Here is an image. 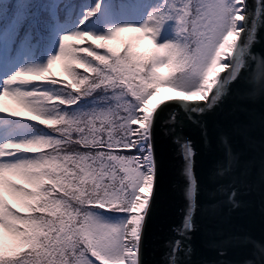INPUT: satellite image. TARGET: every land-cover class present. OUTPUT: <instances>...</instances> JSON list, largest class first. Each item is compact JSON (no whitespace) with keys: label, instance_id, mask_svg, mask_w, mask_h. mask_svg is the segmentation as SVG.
<instances>
[{"label":"snow or ice","instance_id":"obj_1","mask_svg":"<svg viewBox=\"0 0 264 264\" xmlns=\"http://www.w3.org/2000/svg\"><path fill=\"white\" fill-rule=\"evenodd\" d=\"M259 2L264 9V0ZM170 20L175 21L174 39L157 44L162 25ZM257 23L246 0H162L142 25L117 27L108 36L65 35L59 54L45 69L20 71L7 79L0 91V115L58 127L31 139L0 140V189L7 187L21 208L31 213L14 211L0 192V264H142L138 253L156 177L153 131L169 107L165 103L149 110L148 102L165 83L186 93L195 90L203 103L173 99L188 120L199 123L193 114L200 116L218 103L226 85L245 67L246 56L257 59L248 51ZM124 32L142 33L154 51L150 55L134 51L131 38L121 48L111 47ZM86 38L111 56L77 47ZM60 60L74 91L48 77ZM73 65L91 76L75 71ZM165 66L179 75L163 81L159 69ZM217 67L228 69L227 76L213 74ZM46 78L55 88L52 93L23 87ZM98 91L105 95L92 100L91 109L83 108L81 101ZM5 98L19 111L6 110ZM177 122V113L171 112L162 125H171L165 134L174 136L185 162L189 195L194 196V152L191 141L176 134ZM5 132L17 134L15 129L0 128V135ZM234 196L233 192L229 199ZM192 227L190 210L173 229L180 239L170 242L171 264L184 250ZM5 233L15 241L8 248Z\"/></svg>","mask_w":264,"mask_h":264},{"label":"water","instance_id":"obj_2","mask_svg":"<svg viewBox=\"0 0 264 264\" xmlns=\"http://www.w3.org/2000/svg\"><path fill=\"white\" fill-rule=\"evenodd\" d=\"M246 6L258 20L248 49L257 59L246 56L218 103L193 114L199 123L188 120L174 99L160 105L169 107L153 131L156 177L138 253L142 264H171L170 242L180 239L173 229L190 210V239L176 264H264V9L259 0H247ZM171 112L178 117L176 134L192 144L194 196L174 136L165 134L171 125H162ZM221 169L227 170L221 175Z\"/></svg>","mask_w":264,"mask_h":264},{"label":"trees","instance_id":"obj_3","mask_svg":"<svg viewBox=\"0 0 264 264\" xmlns=\"http://www.w3.org/2000/svg\"><path fill=\"white\" fill-rule=\"evenodd\" d=\"M140 0H0V72L7 73L11 76L20 71H40L48 66L50 60L57 56L60 52L62 38L65 35L76 32H89L96 36H108L117 27L128 25L140 26L142 23L138 18V3ZM97 5H99L97 7ZM96 9L91 16L90 11ZM175 21H166L156 37V43L162 44L174 39ZM143 36L142 33L124 32L120 37L111 42V47L121 48L126 41L132 39V44L136 40L135 37ZM75 43V42H71ZM17 46L16 51L11 56L13 47ZM77 47H90L95 49L99 54L111 53L107 49H101L87 38L81 45ZM154 51L152 42L150 47L143 54L150 55ZM123 54V53H121ZM86 56L87 54H82ZM88 59H93L89 57ZM94 64L99 61L93 59ZM75 71L89 75L85 69L77 68L73 65ZM179 73L171 79H175ZM48 77L55 78L63 82V85L71 89L69 84L70 77L64 71V62L57 61ZM166 82V81H165ZM27 90H41L52 93L55 91L54 86L47 83V78L43 81H33L28 85L23 86ZM171 87L170 85L162 84L155 89V92L161 88ZM176 91L192 98H199L200 93L193 90L192 93H186L181 89ZM105 95L98 91L92 97L85 98L81 101V106L86 110L91 109L94 105L92 100ZM110 95V93H109ZM11 104L12 101H10ZM114 105V101H108ZM99 107L106 105L100 104ZM64 107V106H62ZM14 109L13 106L6 107V110ZM17 111H19L17 109ZM10 124L6 127L17 130V134L11 135L8 132L0 135V140L3 139H31L37 136L46 135L47 131L51 132L52 127L47 125H38V122L33 121H16L11 118ZM37 123V124H35ZM138 127V125H134ZM55 135V133H53ZM77 145H72L71 148H78ZM44 151H49L45 149ZM124 151L126 154L128 150ZM28 155H32L29 153ZM15 180V177H9ZM0 192L6 194L10 200L19 208L21 205L18 200L8 191L7 187L0 189ZM22 209V208H21ZM26 211V210H24ZM26 211V215H29ZM22 215V214H21ZM5 247L8 248L14 243V238L9 234H4Z\"/></svg>","mask_w":264,"mask_h":264},{"label":"rangeland","instance_id":"obj_4","mask_svg":"<svg viewBox=\"0 0 264 264\" xmlns=\"http://www.w3.org/2000/svg\"><path fill=\"white\" fill-rule=\"evenodd\" d=\"M162 4V0H144L139 6H140V12H139V20L144 23L147 19L149 13L152 11V9L159 7ZM146 38H142L137 40L135 43H133L134 51L139 53H144V51L150 47V42H147L143 47L138 45L140 41L145 40ZM231 39V38H230ZM222 63L226 62V60L222 57ZM223 70H221L219 67L214 69V73L216 75H219ZM175 73H173V70L168 67H162L159 69V75L162 78L163 81L169 80ZM9 79L5 78L3 76H0V91L3 90L5 84L4 82ZM172 98H183V99H190L192 97H188L186 95H183L182 93L176 91L175 89H172L170 87L167 88H161L155 92V94L152 96V98L148 102V108L149 110L157 108L159 104H161L166 99H172ZM13 244V243H10Z\"/></svg>","mask_w":264,"mask_h":264},{"label":"bare ground","instance_id":"obj_5","mask_svg":"<svg viewBox=\"0 0 264 264\" xmlns=\"http://www.w3.org/2000/svg\"><path fill=\"white\" fill-rule=\"evenodd\" d=\"M148 40H149V39H145V40H143V41H140V42L138 43V45H140L141 47H143V46L148 42Z\"/></svg>","mask_w":264,"mask_h":264}]
</instances>
